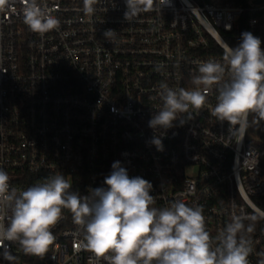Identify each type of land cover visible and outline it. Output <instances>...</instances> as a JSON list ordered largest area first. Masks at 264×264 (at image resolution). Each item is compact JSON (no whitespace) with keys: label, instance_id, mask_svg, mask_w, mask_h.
I'll return each instance as SVG.
<instances>
[{"label":"built area","instance_id":"built-area-1","mask_svg":"<svg viewBox=\"0 0 264 264\" xmlns=\"http://www.w3.org/2000/svg\"><path fill=\"white\" fill-rule=\"evenodd\" d=\"M59 20L44 34L24 22L25 0L0 5V168L26 189L62 174L82 196L107 187L114 162L152 184L154 207L182 200L202 206L215 238L234 215L254 230L250 264L264 257V120L248 116L241 133L213 115L218 92L180 114L168 129L149 121L162 105L160 85L193 90L200 62L223 61V44L242 33L261 40L264 0H154L152 11L124 19L125 0H37ZM116 31L109 41L104 32ZM163 63L161 71L156 65ZM227 78V77H226ZM201 88L203 86H200ZM230 128L232 130L230 131ZM154 137L162 141L158 150ZM43 257L5 242L15 260L0 264H107L80 247L83 235L64 210Z\"/></svg>","mask_w":264,"mask_h":264},{"label":"clouds","instance_id":"clouds-1","mask_svg":"<svg viewBox=\"0 0 264 264\" xmlns=\"http://www.w3.org/2000/svg\"><path fill=\"white\" fill-rule=\"evenodd\" d=\"M94 2L84 0L86 13L95 11ZM6 3L0 0V5ZM125 4L124 19L129 22L154 8V0H125ZM24 22L39 34L59 26V20L43 11L37 0H25ZM115 33L108 29L104 37L110 41ZM163 67L162 62L157 64L156 71ZM198 73L192 80L197 86L193 90H174L161 83L162 105L150 119V128L168 129L176 120L183 124L180 114L191 116L190 109H201L213 86L218 92L213 115L220 121L239 125L243 133L250 113L257 123L264 120V49L258 37L245 32L237 47L223 44V61H202ZM152 143L163 149L159 137ZM9 181L8 173L0 168V247L5 248L6 260L16 258L5 242L17 243L26 255L43 257L56 239L52 229L68 210L83 235L80 247L107 264H250L253 249L246 233L254 226L245 225L247 217L234 215L213 238L202 206L174 200L168 206L154 207L151 182L130 178L119 161L104 179L107 187L90 189L85 196L72 191L62 174L26 189L10 187ZM258 264H264V258Z\"/></svg>","mask_w":264,"mask_h":264},{"label":"trees","instance_id":"trees-1","mask_svg":"<svg viewBox=\"0 0 264 264\" xmlns=\"http://www.w3.org/2000/svg\"><path fill=\"white\" fill-rule=\"evenodd\" d=\"M251 117H252V119H254V117H256V116L254 113H251Z\"/></svg>","mask_w":264,"mask_h":264}]
</instances>
